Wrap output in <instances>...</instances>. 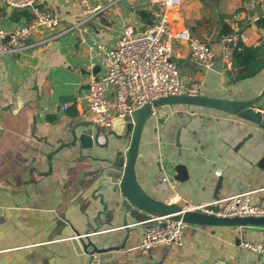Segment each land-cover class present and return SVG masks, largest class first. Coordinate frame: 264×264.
I'll return each mask as SVG.
<instances>
[{"label":"crops","instance_id":"obj_1","mask_svg":"<svg viewBox=\"0 0 264 264\" xmlns=\"http://www.w3.org/2000/svg\"><path fill=\"white\" fill-rule=\"evenodd\" d=\"M38 1L61 18L60 24L36 29L29 47L0 56V264H88L71 243L77 233L112 234L115 244L124 242V248L101 254V264L257 261L258 253L244 243L262 241L261 225L188 223L181 244L139 249L150 223L124 218L125 196L109 172L116 169L114 151L81 139L96 128L87 105L77 98L87 92L91 74L103 71L91 44L115 46L127 25L141 30L151 26L160 7L152 0H120L89 16L78 0ZM107 1L91 0L99 5ZM235 12L247 37L244 43L264 52V24L257 23H264V0H182L171 22L173 31L187 29L210 43L216 61L224 65L219 87L226 93L206 88L207 69L192 58L186 42L174 59L184 81L203 83V94L251 99L264 89V69L231 81L226 48L240 39L229 44L220 35V15L229 16L231 27ZM31 19L26 9L0 0V26L12 29ZM258 106L264 111V96ZM156 110L146 120L135 162L142 192L165 202L179 200L183 206L212 202L215 191L221 199L250 192L252 202L264 206V129L258 123L197 105L166 104ZM164 172L171 190L157 183Z\"/></svg>","mask_w":264,"mask_h":264},{"label":"built area","instance_id":"obj_2","mask_svg":"<svg viewBox=\"0 0 264 264\" xmlns=\"http://www.w3.org/2000/svg\"><path fill=\"white\" fill-rule=\"evenodd\" d=\"M11 8L26 9L32 19L29 23L6 29L0 26V56L25 50L33 32L40 28H52L60 24L61 18L40 6L38 0H3ZM120 0H108L107 4H94L91 0H78L85 15H94L105 11ZM160 7V15L146 29H136L127 25L115 46L102 42H93L91 49L97 55L103 68L101 73L91 74L89 87L77 102H84L89 110L90 119L100 127L112 128L117 118H128L133 123V114L147 104L166 96H196L202 93L203 83L183 80L180 68L174 59L176 49L182 42L189 46L192 58L205 69L215 62L213 49L208 41L194 37L187 29L173 31L172 15L182 0H152ZM239 14L231 17L232 31L224 36L225 43L237 40L247 41L240 32ZM234 48H226V58L231 59ZM68 104L64 103L63 108ZM157 110L153 107L152 115ZM3 124L0 118V130ZM158 185L171 190L170 177L164 172L159 176ZM179 203V200L174 201ZM218 205L219 209L208 206ZM186 210L203 211L219 217H263L264 206L252 202L250 192L235 194L204 204H189ZM150 226L144 233L138 248L151 250L159 245H179L183 240L184 229L188 225L183 218L153 216L148 219ZM244 246L259 255L252 264H264V238L260 243L245 242Z\"/></svg>","mask_w":264,"mask_h":264},{"label":"water","instance_id":"obj_3","mask_svg":"<svg viewBox=\"0 0 264 264\" xmlns=\"http://www.w3.org/2000/svg\"><path fill=\"white\" fill-rule=\"evenodd\" d=\"M224 65L221 61L207 69L205 85L207 89H215L218 93H226V89L220 88L222 82ZM264 96V89L255 98L251 99H231L229 97H216L206 94L196 96H166L159 98L153 104H147L133 114V123L128 118H117L110 129H103L93 121L96 131L94 134L85 132L82 138H89L97 145L114 151L115 158L112 171L115 173L116 186L120 187L125 196L124 218L132 217L136 221H145L152 216H169L173 219L183 218L187 223L199 224H225V225H261L264 226L263 217H219L203 211L186 210L184 206L176 202H165L142 192L135 175V162L141 142L144 125L149 116L152 115L153 107L158 108L166 104H187L204 107L217 108L223 111L237 113L240 116L252 120L264 129V111L259 109L258 103ZM104 142H100V138ZM219 188V187H217ZM216 200L221 199L218 191H215ZM209 209L218 210L219 206H208ZM143 210L144 212L140 211ZM71 238L75 251L84 254L88 258V264H101V254L111 250L124 248L114 243L115 236L109 234L103 237H93V235H79ZM100 243H108L101 244Z\"/></svg>","mask_w":264,"mask_h":264},{"label":"trees","instance_id":"obj_4","mask_svg":"<svg viewBox=\"0 0 264 264\" xmlns=\"http://www.w3.org/2000/svg\"><path fill=\"white\" fill-rule=\"evenodd\" d=\"M225 14H221L222 27L220 35L224 36L231 32V27L226 21ZM263 20H257L259 26H263ZM264 69V52L259 46L246 45L241 40L237 41L234 45V51L232 55V68L228 70V75L231 77V81H239L247 77L255 76ZM111 176L115 173L109 170Z\"/></svg>","mask_w":264,"mask_h":264},{"label":"rangeland","instance_id":"obj_5","mask_svg":"<svg viewBox=\"0 0 264 264\" xmlns=\"http://www.w3.org/2000/svg\"><path fill=\"white\" fill-rule=\"evenodd\" d=\"M207 22H209L211 24L212 28H214V22H213L212 16L207 17Z\"/></svg>","mask_w":264,"mask_h":264}]
</instances>
